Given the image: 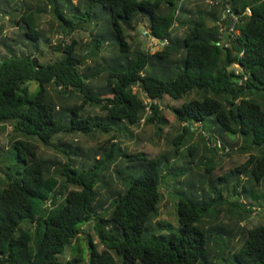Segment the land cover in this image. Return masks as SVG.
<instances>
[{
    "label": "trees",
    "instance_id": "16d2710c",
    "mask_svg": "<svg viewBox=\"0 0 264 264\" xmlns=\"http://www.w3.org/2000/svg\"><path fill=\"white\" fill-rule=\"evenodd\" d=\"M226 4L240 17L230 35ZM2 16L29 31L0 32V264H218L220 234L233 236V264H264V224L248 227L255 204L264 211V0H0ZM46 16L62 35L54 45ZM140 25L161 50L134 42ZM163 108L178 131L169 153L130 152L138 129L161 137ZM196 135L210 161L245 158L232 186L217 177L212 194L179 200L173 228L157 221L162 187L183 169L169 165L181 149L198 154ZM223 211L235 229L218 224Z\"/></svg>",
    "mask_w": 264,
    "mask_h": 264
},
{
    "label": "rangeland",
    "instance_id": "374dc122",
    "mask_svg": "<svg viewBox=\"0 0 264 264\" xmlns=\"http://www.w3.org/2000/svg\"><path fill=\"white\" fill-rule=\"evenodd\" d=\"M193 2L190 3L189 6H193ZM203 6V5H202ZM205 6V5H204ZM203 6V7H204ZM203 7H201L203 9ZM30 24L31 21H29ZM35 23V22H34ZM147 24V23H146ZM0 26H3L0 29L1 35L3 37H16L17 32L20 31L22 32H28L29 30L26 28V26L23 24L21 28L17 27L18 29L16 30L13 28V25L9 23V20L6 17H0ZM50 23V18L49 16H46V18L43 20L42 27L46 31V34L49 35L51 38V43L52 45L58 43V40L61 38V33L57 31V29H52ZM51 30V31H50ZM139 35L137 34L136 36L133 37L134 42H137L139 40H142L145 42V47L148 49L151 53L155 51H159L162 49V44L158 43L154 40V38L146 35L147 33V28L143 25H140L138 28ZM73 37L77 40L82 39V41H86L87 34L85 33H74ZM26 41H29L28 39H25ZM67 41V39H65ZM46 57L47 60H51L55 57V54L52 53L51 49H46ZM4 53L3 48L0 46V58L2 57ZM232 69H238L237 67H232ZM33 88V87H32ZM170 106L178 105L175 102L169 101ZM88 113H95L98 114L97 108H92V109H87ZM163 115L165 116L166 120L168 121L167 126L163 128V131L161 133V137H157L155 135V128H144L143 130L138 129V134L140 137L144 138V140L141 141H124V145L128 148L130 152H134L135 150L137 151H145L147 152L150 156L153 157H159L162 154L169 153L171 149V140L172 138L178 133L177 131V126L174 121L173 114L170 110L167 108L162 109ZM192 130L195 132H200V130H195V127H192ZM10 131L9 127L2 126L0 125V139L2 142L7 144V139H8V133ZM207 139H209V148L210 150L213 149L214 142L210 140L209 136L207 133L204 135ZM106 138L104 137H99L100 140ZM140 138V139H141ZM86 141V143L89 146H92L95 144V139H88V140H83ZM139 142V143H138ZM195 143L199 144V152L198 154L193 153V156H190L187 153V150L185 148L181 149V153L176 158V160L171 161L169 165L176 164V166L181 167L183 169H177L175 171V175L171 174L168 176L166 179V184L162 187V193H163V200L159 206V211H158V218L157 221H166L169 222L170 225L175 228L177 226V220L176 216L174 214L176 204L179 202V200H200L202 199V191H200V188H204L205 191H208L209 193L215 192L216 189L220 188V182L217 180V177L221 176H227L230 175L229 179V185L232 186V178L230 170L233 168L232 162L234 161L235 163H241L244 161V158H240L237 154L233 155H222V158L219 156L216 161H210L211 154L206 151L202 146L200 141H198L197 135L195 136ZM5 144V146H7ZM48 154H51L50 151H47ZM206 156V160L202 161L200 159V156ZM62 158V156H59ZM168 165V164H167ZM187 168V170H185ZM210 169H213L212 171H208ZM241 177V176H240ZM246 177V176H245ZM244 177V178H245ZM243 179V177H242ZM2 181L1 175H0V183ZM215 187L216 189H214ZM225 210V209H223ZM255 210L256 213H254V218L250 220V223L248 227H251L257 223L264 224V211L262 207L258 204H255ZM222 223H229L231 228H234V223L230 224V219L227 218L226 212L223 211V213L220 214V221H218V224ZM235 229V228H234ZM84 234L81 236L82 237V245L84 248L87 247V235L90 234L91 236H94V227L93 223H89L84 226L83 228ZM169 232V230L164 229V230H158V232ZM161 233V232H160ZM147 234V233H146ZM235 235V234H234ZM222 236V240H217L214 239L212 240V246L216 245L214 248L217 252L220 253L221 258H224L226 261H219L218 264H233L231 262V256L229 251L235 249L233 246L235 245V241L233 239V236L229 235H224L220 234ZM71 252L70 250L66 251L65 254V259L70 258Z\"/></svg>",
    "mask_w": 264,
    "mask_h": 264
},
{
    "label": "built area",
    "instance_id": "2783aa9c",
    "mask_svg": "<svg viewBox=\"0 0 264 264\" xmlns=\"http://www.w3.org/2000/svg\"><path fill=\"white\" fill-rule=\"evenodd\" d=\"M206 2L209 3L210 5H215L217 0H206ZM245 14L250 15L251 14L250 9L247 8L245 10ZM239 20H240V17L238 15H236L235 13H233L230 6L228 4H226L224 7L222 18L219 22L221 34L222 35L234 34L235 29H236V25L239 23ZM154 40L158 43H161L162 45L165 44V41H158L156 39H154ZM141 75H143V74H141ZM144 97H145V95H144ZM142 123H143V121H142ZM45 206L51 207V201H47L45 203Z\"/></svg>",
    "mask_w": 264,
    "mask_h": 264
},
{
    "label": "crops",
    "instance_id": "0c3cea01",
    "mask_svg": "<svg viewBox=\"0 0 264 264\" xmlns=\"http://www.w3.org/2000/svg\"><path fill=\"white\" fill-rule=\"evenodd\" d=\"M7 18V17H6ZM8 19V18H7ZM15 29H17V28H15Z\"/></svg>",
    "mask_w": 264,
    "mask_h": 264
}]
</instances>
